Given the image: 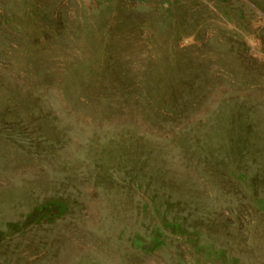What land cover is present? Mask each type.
I'll list each match as a JSON object with an SVG mask.
<instances>
[{"label": "rangeland", "instance_id": "obj_1", "mask_svg": "<svg viewBox=\"0 0 264 264\" xmlns=\"http://www.w3.org/2000/svg\"><path fill=\"white\" fill-rule=\"evenodd\" d=\"M0 264H264V0H0Z\"/></svg>", "mask_w": 264, "mask_h": 264}, {"label": "bare ground", "instance_id": "obj_2", "mask_svg": "<svg viewBox=\"0 0 264 264\" xmlns=\"http://www.w3.org/2000/svg\"><path fill=\"white\" fill-rule=\"evenodd\" d=\"M71 254V253H70ZM70 256V255H69ZM70 257H72V256H70Z\"/></svg>", "mask_w": 264, "mask_h": 264}]
</instances>
